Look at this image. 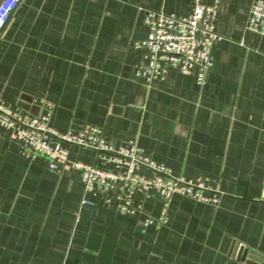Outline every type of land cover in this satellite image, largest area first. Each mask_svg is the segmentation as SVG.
<instances>
[{
    "label": "crops",
    "instance_id": "1",
    "mask_svg": "<svg viewBox=\"0 0 264 264\" xmlns=\"http://www.w3.org/2000/svg\"><path fill=\"white\" fill-rule=\"evenodd\" d=\"M252 0H220L205 84L170 69L135 75L145 10L186 16L190 0H19L0 30V100L33 115L52 103L58 131L95 126L155 163L207 180L217 205L136 192L133 215L83 194L80 174L28 161L0 128V264H227L235 244L264 255V38L244 30ZM70 161L97 162L69 150ZM143 176L151 173L140 170ZM82 201H86L83 203Z\"/></svg>",
    "mask_w": 264,
    "mask_h": 264
},
{
    "label": "built area",
    "instance_id": "2",
    "mask_svg": "<svg viewBox=\"0 0 264 264\" xmlns=\"http://www.w3.org/2000/svg\"><path fill=\"white\" fill-rule=\"evenodd\" d=\"M19 0H0V30L7 23ZM220 0H190V12L178 16L173 12L145 10L142 23L144 39L134 42V50L142 52V63L135 71L149 86L162 81L170 69L181 74H194L202 88L212 66V50L222 39L215 30ZM244 30L264 38V0H252ZM37 115L9 106L0 100V128L8 133L9 142L18 147L17 153L28 161L44 160L47 169L59 172L65 166L77 170L83 194H91L100 204L116 205L121 215H133L138 209L133 198L139 192L160 199L162 208L155 220L146 219L144 227L156 228L167 222V210L174 195L195 202L217 205L220 193L207 180H187L174 175L162 164L153 162L134 141L114 144L104 131L85 126L77 131H58L51 127V102L42 99ZM71 147L90 149L98 161H70ZM140 170L151 173L143 176ZM85 203L86 201H82Z\"/></svg>",
    "mask_w": 264,
    "mask_h": 264
},
{
    "label": "water",
    "instance_id": "3",
    "mask_svg": "<svg viewBox=\"0 0 264 264\" xmlns=\"http://www.w3.org/2000/svg\"><path fill=\"white\" fill-rule=\"evenodd\" d=\"M227 264H264V255L235 244Z\"/></svg>",
    "mask_w": 264,
    "mask_h": 264
}]
</instances>
